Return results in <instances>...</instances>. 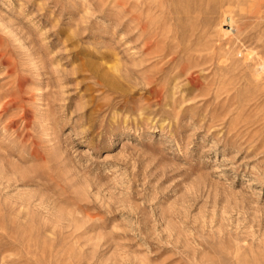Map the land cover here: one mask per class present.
<instances>
[{"label":"rangeland","instance_id":"1","mask_svg":"<svg viewBox=\"0 0 264 264\" xmlns=\"http://www.w3.org/2000/svg\"><path fill=\"white\" fill-rule=\"evenodd\" d=\"M0 264H264V0H0Z\"/></svg>","mask_w":264,"mask_h":264},{"label":"bare ground","instance_id":"2","mask_svg":"<svg viewBox=\"0 0 264 264\" xmlns=\"http://www.w3.org/2000/svg\"><path fill=\"white\" fill-rule=\"evenodd\" d=\"M263 68V67H262Z\"/></svg>","mask_w":264,"mask_h":264}]
</instances>
